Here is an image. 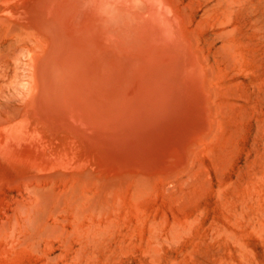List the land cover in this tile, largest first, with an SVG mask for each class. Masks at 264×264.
<instances>
[{"label": "bare ground", "instance_id": "bare-ground-1", "mask_svg": "<svg viewBox=\"0 0 264 264\" xmlns=\"http://www.w3.org/2000/svg\"><path fill=\"white\" fill-rule=\"evenodd\" d=\"M255 9V0H0V184L27 192L18 212L35 225V210L57 219L50 230L70 218L107 233L132 215L155 232L191 229L205 210L198 193L219 196L232 180L216 154L227 110L245 105L253 82ZM154 199L191 209L171 220L147 211Z\"/></svg>", "mask_w": 264, "mask_h": 264}, {"label": "rangeland", "instance_id": "rangeland-1", "mask_svg": "<svg viewBox=\"0 0 264 264\" xmlns=\"http://www.w3.org/2000/svg\"><path fill=\"white\" fill-rule=\"evenodd\" d=\"M255 6L252 21L261 20L262 35L251 34V49L256 46V50L250 54L248 77L253 82L247 88L245 105L235 107L239 112L232 107L227 110L228 121L222 132L225 142L220 143L222 149L219 145L216 154L222 174L231 175L232 180L219 188V196L206 189L201 191L202 196L196 192L193 203L204 204L205 210L192 228L155 232L132 215L121 229L107 233L85 232L73 226L70 218V222L63 218L64 227L58 226L61 231L56 227L57 232L55 226L52 230L45 227L57 219L45 220L35 210V223L40 224L36 226L22 210L18 212L17 199L27 192L18 184L4 183L0 184V264H264V0H255ZM231 90H225L227 97H232ZM222 153L224 156L219 155ZM51 198L49 201L55 199ZM145 208L153 213L166 211L171 220L169 213L179 211L183 215L191 209L190 205L163 199L148 201Z\"/></svg>", "mask_w": 264, "mask_h": 264}]
</instances>
